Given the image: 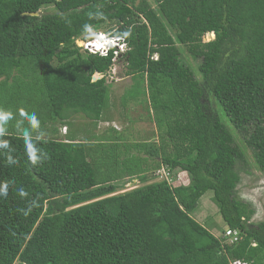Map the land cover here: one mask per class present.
<instances>
[{
    "label": "trees",
    "instance_id": "trees-1",
    "mask_svg": "<svg viewBox=\"0 0 264 264\" xmlns=\"http://www.w3.org/2000/svg\"><path fill=\"white\" fill-rule=\"evenodd\" d=\"M96 11L105 19L89 20ZM85 23L131 29L122 76L135 82L125 91L143 89L156 139L128 142L112 125L88 139L109 112L113 52L76 45ZM178 45L199 60V79ZM94 73L102 78L92 83ZM21 108L40 120L31 138L47 158L35 167ZM0 109L13 113L2 137L9 148L0 149V183L9 185L0 197V264H264V219L251 221L254 206L237 194L244 153L234 137L264 171V0H0ZM79 114L89 119L82 138L61 133L58 122ZM161 166L171 176L185 170L189 183L157 180ZM127 177L139 185L115 193ZM207 191L224 226L241 231L238 241L192 216Z\"/></svg>",
    "mask_w": 264,
    "mask_h": 264
},
{
    "label": "rangeland",
    "instance_id": "rangeland-1",
    "mask_svg": "<svg viewBox=\"0 0 264 264\" xmlns=\"http://www.w3.org/2000/svg\"><path fill=\"white\" fill-rule=\"evenodd\" d=\"M53 9L54 6L52 4H49V5L41 6L39 10L41 12H45V11H51ZM115 27H116L115 24L112 23L110 25L99 26L95 29L102 32H111L110 30L115 29ZM178 46L180 50L181 61L190 65L195 70L194 73L195 77L199 79V75L196 72L197 71L196 68L197 65L199 64V60L193 59L183 46L181 45ZM124 71H125V67L123 66V61H122V63L118 62L106 75L107 83H109L108 100L111 101V104L109 107V112H107V114H105L104 116L107 120L115 118V120H117L119 123L122 122L123 127L124 125L128 126L123 132L124 137H126L128 142H133V139L137 138L139 134L142 135L141 138L146 139L153 137L152 134L154 132V137H155L156 131L154 127V122L149 117L151 110L150 107L147 105V101H146L147 98L144 95L143 89L140 88L136 92L135 97H132L130 95L131 90L125 91L135 82V80L130 76H122V74H124ZM122 98H125L123 100V102L125 103L124 105L122 103ZM122 106H124V108ZM124 112H125V117L127 118L126 120H124L123 118ZM138 116H141L143 121L141 120L134 121L133 118H138ZM123 120L125 122H123ZM86 121H89V119L84 118L82 114L76 115L75 117L70 119L69 124L67 123L68 132L69 130H72L73 132L79 133L80 132L79 128L88 126L85 124ZM118 122L117 125L119 124ZM136 122H141L140 124H138L140 125L139 127H137ZM98 125H99V128L97 129L98 134L104 133L105 127H109L108 125H106V123H102V122L99 123ZM56 126L61 128L62 123L58 122V125ZM92 126L93 127H91V129L93 130L94 125ZM59 135L60 134L58 133V136ZM234 137L236 139V143L240 145L244 153L243 160H240L237 163V169L241 177L236 188L237 194L243 201L247 203L249 202L254 206L255 214L252 218V221H261L264 219V171L259 170L255 166V163L252 158L251 149L246 147L236 134L234 135ZM174 172H172L173 174L172 176L176 178V174ZM152 174L153 173L151 172L149 176H151ZM134 179L128 177L124 178L122 181L119 182V188L121 189H117L116 192H123L126 190L128 191L138 186L139 181L137 180L134 181ZM183 179L185 180L184 176L181 182L184 181ZM157 180H159V178H157ZM211 196H212V192L207 191L201 197L197 208L192 213V216L195 218L196 221L207 226L213 233L220 235L223 228L225 229L226 226H224L221 216L218 212V209L213 203Z\"/></svg>",
    "mask_w": 264,
    "mask_h": 264
},
{
    "label": "clouds",
    "instance_id": "clouds-1",
    "mask_svg": "<svg viewBox=\"0 0 264 264\" xmlns=\"http://www.w3.org/2000/svg\"><path fill=\"white\" fill-rule=\"evenodd\" d=\"M88 18L89 20H92V19L103 20L105 19V14L102 11L89 12ZM131 34L132 32L130 28L124 31L102 32V31L96 30L91 23H85L82 26V32H81L83 39L76 38L75 40L77 39L83 40V41H78V44H82V46L86 48L89 52H92L93 54L98 53L100 56H107V54L110 51H112L113 49H117V47L119 48L120 52L125 51L127 49V43H128L127 40L131 37ZM214 36L215 35L213 31L207 32L202 37V41L203 42L210 41L214 38ZM81 50L83 49L81 48ZM150 58L156 60L158 58L157 53H153L150 56ZM95 82L96 81L94 79L92 83H95ZM19 115L22 118L26 119L29 125V127L27 128H22L21 132H22V136L24 139L27 159L30 162V165L32 167H35L36 165L42 163L47 158V154L41 151L40 149H38L36 145L33 143L32 138H31L32 131L39 129L40 120L37 118L36 113L33 112L31 114H28L23 108L19 109ZM12 118H13L12 112L0 109V149L9 148V141L6 139H2V137L6 135L7 133L6 125ZM21 123L22 122H18L17 124L18 128H20ZM106 125H112L113 127H116L114 123H111V124L106 123ZM63 127H66V126H63ZM63 127L60 128L61 133H64ZM7 160L9 164L17 163V161L11 155L7 156ZM161 167H164V166H161ZM175 174H176V178L177 176H180V177L182 176V178L183 176L185 177V180L183 179L184 180L183 182H181L182 180L181 178L180 183H179L180 185H187L189 183V179H188L189 175L187 174L185 170H178L177 172H175ZM158 177L159 179L163 178L161 173L158 174ZM8 189H9L8 183L6 182L0 183V197H7ZM18 193L21 197L28 196V193L23 188L18 189ZM37 206H38L37 200L33 199L30 202L29 207L26 210H24V215L27 216L32 211V208L37 207ZM252 245H255V243H253Z\"/></svg>",
    "mask_w": 264,
    "mask_h": 264
},
{
    "label": "built area",
    "instance_id": "built-area-1",
    "mask_svg": "<svg viewBox=\"0 0 264 264\" xmlns=\"http://www.w3.org/2000/svg\"><path fill=\"white\" fill-rule=\"evenodd\" d=\"M78 41H83V40H75V43L78 47L82 48L83 50L89 52L86 48H84L82 46V44H78ZM127 43V42H126ZM129 49L128 47V43H127V49L123 52H120L119 51V48L117 47V49H113L112 52H113V66L112 68L119 62L122 63V54L125 53L127 50ZM89 53H92V52H89ZM111 68V69H112ZM65 129L66 127H63V131L65 132ZM162 174V177L164 179H166L168 181V183H170L171 185L172 184H179L180 183V180L182 177L180 176H177V178H173L171 175H170V171L168 168L166 167H161L159 170H157V174ZM240 233L241 231L239 229H231V228H226L225 231H224V237L231 243L235 242V241H238L240 239ZM15 264H18L17 262H15ZM232 264H250V263H246V262H241L239 260H235Z\"/></svg>",
    "mask_w": 264,
    "mask_h": 264
},
{
    "label": "crops",
    "instance_id": "crops-1",
    "mask_svg": "<svg viewBox=\"0 0 264 264\" xmlns=\"http://www.w3.org/2000/svg\"><path fill=\"white\" fill-rule=\"evenodd\" d=\"M125 119V118H124ZM141 121H143V120H141ZM87 122V121H86ZM109 123V124H111V123H114L115 125H116V127H113L114 129H116L118 132H121V133H123L124 132V130L128 127L127 125H124V127H123V123L121 122V123H119L117 120H115V118H112V119H105V118H102L101 120H99L98 122H97V124L94 126V128H93V132L91 133V137L90 138H88V139H90L91 141H95L96 142V140L98 139V137H99V135H98V133H97V129L99 128V123ZM117 122L119 123L118 125H117ZM123 122H125L124 120H123ZM141 122H136V124H137V127H139L140 125H138V124H140ZM63 126H66L67 127V129H68V125L67 124H62V127ZM85 127V126H84ZM154 127H155V125H154ZM108 127H105V132L107 131V132H109L110 130L109 129H107ZM155 131H156V129H155ZM83 134L81 131L79 132V133H77L78 135H79V137L80 138H82V136H81V134ZM85 135H89L90 133H84ZM153 134H154V132H153ZM100 135H102V134H100ZM79 138V139H80ZM150 138H152V137H150ZM153 139H156V137L155 138H153ZM135 178V179H134ZM132 179H134V181H139L138 180V178L137 177H133ZM139 185V184H138ZM118 189H121V188H118ZM117 191V190H116ZM115 193H119V192H115Z\"/></svg>",
    "mask_w": 264,
    "mask_h": 264
},
{
    "label": "water",
    "instance_id": "water-1",
    "mask_svg": "<svg viewBox=\"0 0 264 264\" xmlns=\"http://www.w3.org/2000/svg\"><path fill=\"white\" fill-rule=\"evenodd\" d=\"M41 13V12H40ZM31 15H36V14H38L37 12H33V13H30ZM100 77H102V74H100V73H94L93 74V76H92V81L95 79V80H97V79H100Z\"/></svg>",
    "mask_w": 264,
    "mask_h": 264
}]
</instances>
